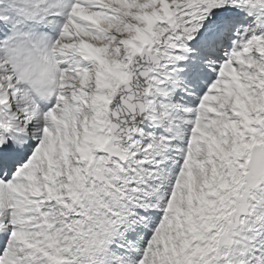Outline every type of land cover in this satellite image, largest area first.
Wrapping results in <instances>:
<instances>
[{
  "label": "snow or ice",
  "instance_id": "obj_1",
  "mask_svg": "<svg viewBox=\"0 0 264 264\" xmlns=\"http://www.w3.org/2000/svg\"><path fill=\"white\" fill-rule=\"evenodd\" d=\"M0 264H264V0H0Z\"/></svg>",
  "mask_w": 264,
  "mask_h": 264
}]
</instances>
